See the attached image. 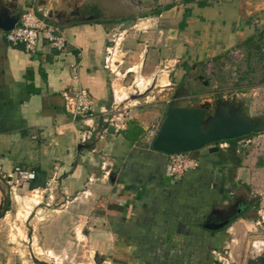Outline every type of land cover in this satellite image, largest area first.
I'll list each match as a JSON object with an SVG mask.
<instances>
[{
	"label": "crops",
	"instance_id": "obj_1",
	"mask_svg": "<svg viewBox=\"0 0 264 264\" xmlns=\"http://www.w3.org/2000/svg\"><path fill=\"white\" fill-rule=\"evenodd\" d=\"M6 2H14L18 13L31 8L47 16L66 43L57 50L39 38L29 53L7 42L0 30V179L15 181L13 168H26L34 178L20 181L16 196L33 192L38 204L65 197L70 208H76L77 199L88 201L94 206L87 216L88 236L105 264H220L216 255L232 240V221L215 230L201 224L232 210L236 190L246 189L260 174L253 153L256 159L262 151L234 141L212 152L203 147L192 152L197 166L175 178L167 173V155L153 150L150 141L176 85L171 80L212 62L241 39L237 12L199 0L140 12L122 24L123 37L143 40L141 60L130 69L140 68L143 79L153 80L159 64L166 74L155 100L108 122V116L103 121L94 114L123 99L105 62L107 42L114 27L127 20L131 5L139 10L145 1ZM122 11L124 17H107ZM130 23L131 31L125 28ZM68 87L86 90L91 103L87 125L66 111L62 92ZM188 94L193 93L183 96ZM145 129L149 142L141 136Z\"/></svg>",
	"mask_w": 264,
	"mask_h": 264
},
{
	"label": "rangeland",
	"instance_id": "obj_2",
	"mask_svg": "<svg viewBox=\"0 0 264 264\" xmlns=\"http://www.w3.org/2000/svg\"><path fill=\"white\" fill-rule=\"evenodd\" d=\"M6 1L9 0H0ZM195 1L199 0H147L138 5L139 10L132 4L127 20L112 30L104 55L119 88V96L123 99L116 103L125 108L124 111L144 104L145 100H155L158 96L156 91L164 83L166 73L164 66L155 64L151 88L144 92L134 88V82L142 77L140 68H130L141 60L143 40L123 37L122 24L124 26L134 20L140 12L148 13L166 4L183 7ZM201 1L219 5L225 11L235 10L243 36L212 62L201 64L196 71L187 69L178 81L171 80L176 85L170 90V99L195 107L208 102L211 109L226 102L231 106L238 105L250 118L264 119V58L260 52L264 44V0ZM124 15L126 12L122 11L107 17ZM131 25H125V28L131 31ZM134 42L137 47H134ZM162 76L164 79H161ZM198 76H201L199 81L194 83L193 79ZM146 78H142L144 86L151 81V77ZM188 91L193 94L183 96ZM149 131L145 129L141 132V136H147V142ZM247 136L250 142L246 141ZM234 144L240 148L252 145L262 151L256 159L253 153V166L260 170V174L254 176L256 180L252 185L236 190V198L248 202L247 209L240 218L231 222L232 240L216 255L220 264H245L249 256L264 249V130L237 138ZM259 166L263 167L260 169ZM20 183L17 179L10 183L0 179V264H105L102 262L104 256L93 247L88 236L87 216L94 206L77 199L74 203L76 208H70L65 197L61 201L41 199L38 204L39 200L35 201L33 192L26 198L16 196Z\"/></svg>",
	"mask_w": 264,
	"mask_h": 264
},
{
	"label": "water",
	"instance_id": "obj_3",
	"mask_svg": "<svg viewBox=\"0 0 264 264\" xmlns=\"http://www.w3.org/2000/svg\"><path fill=\"white\" fill-rule=\"evenodd\" d=\"M40 1V0H39ZM19 13L14 2H0V30H10L16 23ZM43 15V19L47 20ZM176 99H170L165 108L164 117L150 141V147L164 154L185 151H196L207 147L217 151L215 145L220 140H228L264 130V119L250 118L238 105L231 106L226 102L210 109L208 102L197 107L183 105ZM82 144H78L77 148ZM240 211L237 207L232 214L220 216L215 221L201 224L208 230L220 229L235 219ZM245 264H264V249L249 256Z\"/></svg>",
	"mask_w": 264,
	"mask_h": 264
},
{
	"label": "built area",
	"instance_id": "obj_4",
	"mask_svg": "<svg viewBox=\"0 0 264 264\" xmlns=\"http://www.w3.org/2000/svg\"><path fill=\"white\" fill-rule=\"evenodd\" d=\"M4 37L10 44H19L25 52L29 53L35 50L39 38L44 39L50 47L57 50L63 49L66 43V40L58 27L37 16L31 8H24L19 12L17 23L10 30L4 32ZM260 52L264 58V44L261 46ZM105 62L110 68V64L107 63L106 57ZM62 97L64 100V107L72 119H79V121L87 125L86 121L91 115V103L86 90L81 87H68L62 92ZM124 109L119 106L118 103H113L108 110L101 108L94 114V116L96 118L100 117L103 121L107 120L108 116V122H111L113 119L116 120L123 117L124 114H129L130 109L125 111ZM85 137V133H83L82 140H84ZM215 145L222 148L227 146V141L220 140L216 142ZM192 152L193 151H185L167 154L168 175L176 178L184 171L195 168L197 166V159ZM13 171L16 179L21 182L30 181L34 178L33 170L16 166L13 168Z\"/></svg>",
	"mask_w": 264,
	"mask_h": 264
},
{
	"label": "flooded vegetation",
	"instance_id": "obj_5",
	"mask_svg": "<svg viewBox=\"0 0 264 264\" xmlns=\"http://www.w3.org/2000/svg\"><path fill=\"white\" fill-rule=\"evenodd\" d=\"M17 9V8H16ZM247 203L248 202H244L242 201L241 199H237L236 200V203L233 205V208L232 210L228 213L229 214H232V211H234L237 207H240V211H239V214L238 215H241L246 209H247ZM227 215V214H226ZM225 215V216H226ZM222 217V216H221ZM220 218V216H219Z\"/></svg>",
	"mask_w": 264,
	"mask_h": 264
},
{
	"label": "bare ground",
	"instance_id": "obj_6",
	"mask_svg": "<svg viewBox=\"0 0 264 264\" xmlns=\"http://www.w3.org/2000/svg\"><path fill=\"white\" fill-rule=\"evenodd\" d=\"M138 78H139V77H138ZM151 80H152V78H151ZM149 82H151V81H149ZM144 83H145V81H144ZM149 84H150V83H149ZM147 86H148V85H147ZM147 86H144V84H143V79L140 78V79H138V80L135 82L134 88H136V90H138V88H139L140 92H144V90H146ZM35 198H36V197H35ZM35 201H36V199H35Z\"/></svg>",
	"mask_w": 264,
	"mask_h": 264
},
{
	"label": "trees",
	"instance_id": "obj_7",
	"mask_svg": "<svg viewBox=\"0 0 264 264\" xmlns=\"http://www.w3.org/2000/svg\"><path fill=\"white\" fill-rule=\"evenodd\" d=\"M200 4H202V2H200ZM241 137H243V136H241ZM241 137H237V138H241ZM237 138H233V139H228V140H225V141H234L235 139H237Z\"/></svg>",
	"mask_w": 264,
	"mask_h": 264
}]
</instances>
